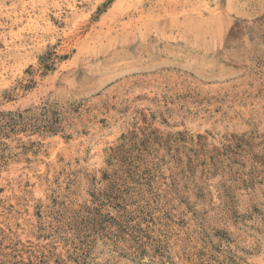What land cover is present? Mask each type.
<instances>
[{
	"label": "rangeland",
	"instance_id": "1",
	"mask_svg": "<svg viewBox=\"0 0 264 264\" xmlns=\"http://www.w3.org/2000/svg\"><path fill=\"white\" fill-rule=\"evenodd\" d=\"M0 264H264V0H0Z\"/></svg>",
	"mask_w": 264,
	"mask_h": 264
}]
</instances>
